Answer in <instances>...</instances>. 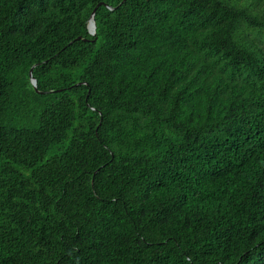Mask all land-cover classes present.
Listing matches in <instances>:
<instances>
[{
    "label": "trees",
    "instance_id": "16d2710c",
    "mask_svg": "<svg viewBox=\"0 0 264 264\" xmlns=\"http://www.w3.org/2000/svg\"><path fill=\"white\" fill-rule=\"evenodd\" d=\"M0 264H264V0H0Z\"/></svg>",
    "mask_w": 264,
    "mask_h": 264
},
{
    "label": "water",
    "instance_id": "95a60500",
    "mask_svg": "<svg viewBox=\"0 0 264 264\" xmlns=\"http://www.w3.org/2000/svg\"><path fill=\"white\" fill-rule=\"evenodd\" d=\"M95 29H96V26H95L94 11H93L91 16H90V18H89V23H88V26H87V30H88V33L91 36H94L95 35ZM29 77H30V81H31V84H32L33 88L36 90V80H34L32 78L31 71L29 72Z\"/></svg>",
    "mask_w": 264,
    "mask_h": 264
}]
</instances>
